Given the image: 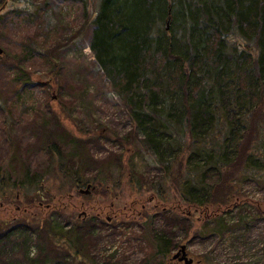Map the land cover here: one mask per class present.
<instances>
[{
    "label": "rangeland",
    "instance_id": "obj_1",
    "mask_svg": "<svg viewBox=\"0 0 264 264\" xmlns=\"http://www.w3.org/2000/svg\"><path fill=\"white\" fill-rule=\"evenodd\" d=\"M95 1L2 3L0 168L18 184L10 182L14 195L0 196V236L9 227L23 231L16 245H0V264H84L88 258L96 264H182L171 259L181 244L192 264H264V167L257 177L233 178L227 204L206 209L181 203L171 185L163 202L129 181L131 156L145 177L155 178L157 165L130 134L124 105L89 47ZM58 161L101 182L96 179L87 194L79 191L85 187H65L52 176ZM168 210L175 216H161ZM177 219L186 223L169 227ZM81 225H92L97 235L79 238L85 253L79 260L63 245ZM56 228L65 240L55 232L52 245ZM108 231L116 233L107 239ZM159 233L170 237L166 256L157 252Z\"/></svg>",
    "mask_w": 264,
    "mask_h": 264
},
{
    "label": "trees",
    "instance_id": "obj_2",
    "mask_svg": "<svg viewBox=\"0 0 264 264\" xmlns=\"http://www.w3.org/2000/svg\"><path fill=\"white\" fill-rule=\"evenodd\" d=\"M91 23L89 47L101 75L124 105L130 134L155 157V178L139 173L133 156L126 161L135 187L168 202L171 185L181 203L206 209L227 204L233 178L257 177L264 167V0H96ZM57 166L52 176L65 187L94 188L100 181L92 172ZM2 169L5 197L13 192L10 182L18 183ZM168 211L161 216L174 215ZM180 222L186 223L177 219L169 227ZM83 225L70 236L59 228L51 237L46 232L52 245L55 232L68 237L65 250L81 260L79 238L97 235ZM22 231L9 227L0 245H16ZM115 233L108 231L107 239ZM169 238L157 235L163 256Z\"/></svg>",
    "mask_w": 264,
    "mask_h": 264
},
{
    "label": "water",
    "instance_id": "obj_3",
    "mask_svg": "<svg viewBox=\"0 0 264 264\" xmlns=\"http://www.w3.org/2000/svg\"><path fill=\"white\" fill-rule=\"evenodd\" d=\"M2 52L0 48V53ZM90 185H87L86 189L82 192L88 193L89 192ZM172 259H178L179 261L183 260V264H191L192 258L187 257L186 251H185V245H180L179 249L172 255Z\"/></svg>",
    "mask_w": 264,
    "mask_h": 264
}]
</instances>
